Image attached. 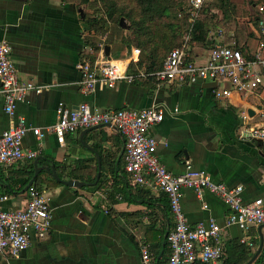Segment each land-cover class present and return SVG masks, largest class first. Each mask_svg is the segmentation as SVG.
I'll use <instances>...</instances> for the list:
<instances>
[{
  "label": "crops",
  "instance_id": "1",
  "mask_svg": "<svg viewBox=\"0 0 264 264\" xmlns=\"http://www.w3.org/2000/svg\"><path fill=\"white\" fill-rule=\"evenodd\" d=\"M231 3L227 13L217 8L202 12L207 41L188 42L193 62L204 65L215 44L238 48L247 61L254 60L264 42L259 25L263 17L259 8L264 1ZM80 8L85 11L67 0H0V41L11 45L20 81L43 88L41 94L31 91L17 104L13 115L6 113L0 94V137L21 119L30 128H40L44 138L39 140L29 131L23 148L41 150L38 168L54 167L61 180L77 184L66 186L45 169L39 172L33 186L49 202L51 230L43 238L32 235L19 258L0 254V264H143V244L149 246L157 264H168L167 235L176 223L168 197L146 187L128 186L125 141L115 128L78 130L61 144L53 132L58 105L76 109L88 103L101 111L163 107V122L152 127L149 134L157 140V156L167 170L183 174L190 162L217 183L242 185L244 202L249 203L264 199V148L246 133L249 126L264 123V88L217 98L214 90L230 88L227 82L178 84L146 77L133 84L120 81L113 89L99 88L87 94L79 66L83 61L91 62L94 51L85 44L91 35ZM105 38L96 60L106 45L110 46L109 59L130 58L133 47L120 42L107 44ZM35 173V160L0 165V194L9 197L3 204L5 210L26 208L29 196L24 190L29 183L25 186V182ZM182 208L192 226L214 220L223 228L222 257L210 264H263L264 249L258 252L264 227H227L232 211L210 192L199 197L185 188Z\"/></svg>",
  "mask_w": 264,
  "mask_h": 264
},
{
  "label": "built area",
  "instance_id": "2",
  "mask_svg": "<svg viewBox=\"0 0 264 264\" xmlns=\"http://www.w3.org/2000/svg\"><path fill=\"white\" fill-rule=\"evenodd\" d=\"M191 30L202 17L205 0L190 1ZM263 15L259 21L264 34V3L259 8ZM190 33L182 45L170 52L161 71L155 73L160 82L192 84L200 80L227 82L228 89H215L217 98L229 97L233 92L239 94L254 93L264 88V42L260 43L254 60L247 61L242 51L235 47L215 44L208 61L199 65L190 59L187 48L191 40ZM12 47L6 40L0 41V94L4 98L5 111L13 115L17 104L25 101L31 91L41 94L43 88L32 82H22L11 58ZM96 62L83 61L79 68L82 72V86L85 93L92 94L99 88H115L120 81L133 84L148 75L135 76L128 73L130 64L136 63L141 55L138 48L132 49L128 60H114L105 56ZM165 109L152 106L142 110L121 109L101 111L88 103L76 109L60 103L56 110L57 123L53 128L58 141L65 143L68 134L78 130L92 129L98 126L115 128L124 138L125 170L129 175L128 186L146 187L153 192L164 193L176 223L167 235L170 249L168 264H210L222 257L223 228L214 220L207 224L192 226L183 212L182 198L185 188L192 189L199 197L210 192L221 198L232 211L226 222L227 227L238 226L247 230L250 226H264V199L257 198L249 203L243 199L242 185L229 187L213 181L205 171L195 170L190 162L185 172L174 175L167 170L157 156L158 142L149 130L163 122ZM29 131L42 140L45 133L40 128H30L21 119L12 125L0 137V165H13L22 161H34L41 150H25L23 140ZM250 140L264 142V123L249 126L246 129ZM29 202L22 210H5L3 204L9 201L7 195L0 194V254H9L19 258L29 247L32 235L45 237L51 230L52 217L48 200L42 192L32 186L28 190ZM243 242H246L243 239ZM264 249V248H263ZM143 264H157L148 245L140 249ZM264 264V252H263Z\"/></svg>",
  "mask_w": 264,
  "mask_h": 264
},
{
  "label": "trees",
  "instance_id": "3",
  "mask_svg": "<svg viewBox=\"0 0 264 264\" xmlns=\"http://www.w3.org/2000/svg\"><path fill=\"white\" fill-rule=\"evenodd\" d=\"M77 7L85 9L83 23L90 37L85 39L87 47L93 48L90 61L98 58L102 38L105 43L120 42L141 50L138 62L130 64L128 73L139 76L147 74V79L157 80L155 73L162 70L164 62L171 51L180 47L184 38L190 33L189 0H67ZM231 0H211L204 5L203 12L209 13L212 8L229 12ZM91 10L88 12L87 10ZM87 11V12H86ZM127 22V28L121 26V20ZM122 34L119 41L109 38L110 30ZM127 34H123V33ZM207 26L202 19L194 24L190 33L191 40L207 41ZM139 78L136 80L138 82ZM33 165L31 164V167ZM26 179L25 186L31 181ZM39 192L38 187H35Z\"/></svg>",
  "mask_w": 264,
  "mask_h": 264
},
{
  "label": "water",
  "instance_id": "4",
  "mask_svg": "<svg viewBox=\"0 0 264 264\" xmlns=\"http://www.w3.org/2000/svg\"><path fill=\"white\" fill-rule=\"evenodd\" d=\"M78 11H79V13L81 14V17L84 18L85 13H84L83 9L80 8V9H78ZM121 26L124 27V28H127L124 19L121 20ZM104 52H105V56H107V57H110V56H111L110 46H109V45H106V46H105ZM100 127H101V126H98V127H95V128H100ZM92 129H93V128H92ZM257 142H258V145H259L260 147L263 146V148H264V145H263L262 141H257ZM39 160H40L39 158H37V159L35 160V166H36V173H35V176H34V178L29 182V184L26 186L24 192H27V191L33 186L36 177L39 175V172H40L41 170H43V169H45L48 173H50L51 175H53L58 181H60V182L63 183L64 185H66V186H70V187H72V186H77V184H74L75 182H73V181H64V180H61V179L59 178V176L57 175L56 170H55L54 167H50V168L46 167V168H41V169L38 168ZM263 227H264V226H261V228H263ZM263 246H264V238H262V240H261V245H260V249H259L258 254L262 251ZM251 263H252V262H250L249 264H251Z\"/></svg>",
  "mask_w": 264,
  "mask_h": 264
},
{
  "label": "rangeland",
  "instance_id": "5",
  "mask_svg": "<svg viewBox=\"0 0 264 264\" xmlns=\"http://www.w3.org/2000/svg\"><path fill=\"white\" fill-rule=\"evenodd\" d=\"M189 1H191V0H189ZM211 0H205V4L207 5V3H209ZM259 1H264V0H259ZM87 10V9H86ZM88 12H91V10H87ZM86 11V12H87ZM125 24H127V22H125ZM116 29H115V27H114V30L112 29V30H110V34H107V35H109V38H112L113 40H117V41H119L120 39H121V36H122V34H120L119 32H116L115 31ZM123 34H127L126 32L125 33H123ZM106 37V36H105ZM105 37H103V38H105ZM104 40H106V38L104 39ZM133 48H137V47H133Z\"/></svg>",
  "mask_w": 264,
  "mask_h": 264
}]
</instances>
